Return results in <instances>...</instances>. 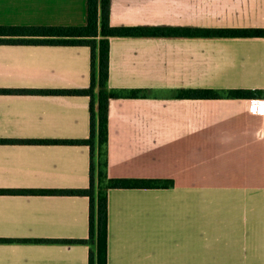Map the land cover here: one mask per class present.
Wrapping results in <instances>:
<instances>
[{
	"label": "crops",
	"instance_id": "crops-1",
	"mask_svg": "<svg viewBox=\"0 0 264 264\" xmlns=\"http://www.w3.org/2000/svg\"><path fill=\"white\" fill-rule=\"evenodd\" d=\"M85 15L86 0H0V23ZM109 21L264 27V0H109ZM89 69L86 45L0 44V88H85ZM108 84V176L172 184L108 189L107 263L264 264V36H111ZM88 134L87 95L0 93V138ZM88 183L85 144L0 143V190ZM87 236V196L0 192V264H88V242L63 240Z\"/></svg>",
	"mask_w": 264,
	"mask_h": 264
},
{
	"label": "trees",
	"instance_id": "trees-1",
	"mask_svg": "<svg viewBox=\"0 0 264 264\" xmlns=\"http://www.w3.org/2000/svg\"><path fill=\"white\" fill-rule=\"evenodd\" d=\"M84 24L0 23V44L86 45L90 50L89 85L85 88H0V93L87 95L89 134L83 138H0V143L85 144L89 148V183L84 188L3 189L0 192H42L88 197V236L63 240L88 242V264L107 263V191L113 187L167 186L170 179L110 177L107 173L108 105L118 94L108 84V44L111 36H264V27H182L114 25L109 0H86ZM131 90L128 96H136ZM260 97L262 89H180L179 97Z\"/></svg>",
	"mask_w": 264,
	"mask_h": 264
},
{
	"label": "rangeland",
	"instance_id": "rangeland-1",
	"mask_svg": "<svg viewBox=\"0 0 264 264\" xmlns=\"http://www.w3.org/2000/svg\"><path fill=\"white\" fill-rule=\"evenodd\" d=\"M39 18V17H38Z\"/></svg>",
	"mask_w": 264,
	"mask_h": 264
}]
</instances>
